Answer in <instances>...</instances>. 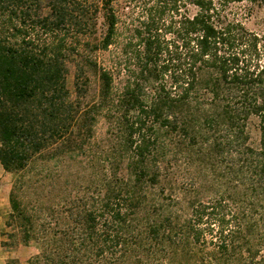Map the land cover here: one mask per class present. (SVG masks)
Returning a JSON list of instances; mask_svg holds the SVG:
<instances>
[{"label": "trees", "instance_id": "1", "mask_svg": "<svg viewBox=\"0 0 264 264\" xmlns=\"http://www.w3.org/2000/svg\"><path fill=\"white\" fill-rule=\"evenodd\" d=\"M240 1L0 0V165L13 175L3 245H36L29 264H150L214 233L200 264L253 263L259 251L238 241L253 227H230L224 194L184 216L149 200L171 151L205 149L226 163L228 198L264 208V29L225 14ZM82 154L87 180L62 182Z\"/></svg>", "mask_w": 264, "mask_h": 264}, {"label": "rangeland", "instance_id": "2", "mask_svg": "<svg viewBox=\"0 0 264 264\" xmlns=\"http://www.w3.org/2000/svg\"><path fill=\"white\" fill-rule=\"evenodd\" d=\"M225 14L230 18L239 20L249 31L257 35L262 34L264 29V9L256 0L233 2L225 9ZM260 48H262L261 52L264 53V47ZM99 58L102 60V54H99ZM69 81V86L72 88V74L69 75ZM91 88V93L94 95L95 82L92 83ZM246 129L249 134V144L256 145L259 141L257 119H251ZM104 132L105 123L101 120L96 125L98 141L104 142ZM209 157L208 152L205 153V149H200L199 154H195L194 151L189 157L183 153L175 154L171 151L167 156V164L162 175L161 185L164 191L159 193L157 190H153L151 195L155 193V196L149 198L150 202H164L169 208H177L180 216H184L191 212L192 202L199 200L204 203H214L220 194H224L227 198L225 204L227 207L225 209L230 211L228 215L230 217V227L232 229H236L239 226L244 227L245 225L253 227L251 231H244V234L238 235L240 237V240H238L240 245H245L246 238L249 239L252 249L259 251L256 259L251 264H264V249L262 248L264 245V208L261 205L254 207L255 199L253 198H245L243 200L228 198L234 195V182L230 180L231 176L226 168V163L217 158L210 157L209 159ZM69 163L70 165L67 166L66 163L60 171L62 182L68 176L69 179L76 177L78 183H83V181L87 180L85 177L92 172V165H94L88 154H82L77 158V161H70ZM12 182L13 175L6 172L0 165V264H29V260L39 252L36 245L19 244L17 246H8L2 244V241L8 240L3 232L10 231V228L6 226V219L10 211L8 193ZM214 225L216 231L217 224L215 223ZM215 236L216 234L213 233V238H211L210 234H207L202 238L204 240L197 245H188L184 249H180L178 255H171L170 261L162 262L161 257L157 256V258H152L153 260L150 264H179L178 261L183 259H187L189 264H200L197 256L204 255L209 250L215 249L214 243L210 241L212 239V241L216 242ZM151 247L153 250L158 249L156 246ZM148 249L143 248L140 250L136 258L141 261L145 260L147 254L150 253ZM242 253H247V250ZM93 263L97 264L96 261Z\"/></svg>", "mask_w": 264, "mask_h": 264}]
</instances>
